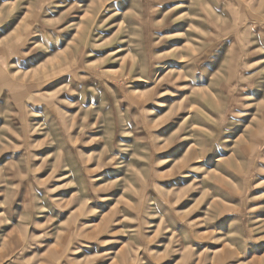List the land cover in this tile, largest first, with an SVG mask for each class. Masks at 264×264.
Returning <instances> with one entry per match:
<instances>
[{
	"label": "rangeland",
	"instance_id": "374dc122",
	"mask_svg": "<svg viewBox=\"0 0 264 264\" xmlns=\"http://www.w3.org/2000/svg\"><path fill=\"white\" fill-rule=\"evenodd\" d=\"M0 264H264V0H0Z\"/></svg>",
	"mask_w": 264,
	"mask_h": 264
}]
</instances>
